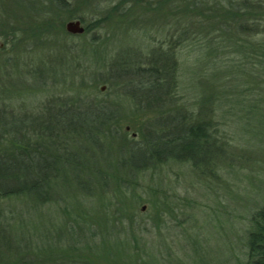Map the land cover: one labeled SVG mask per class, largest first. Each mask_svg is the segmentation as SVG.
Here are the masks:
<instances>
[{
	"label": "rangeland",
	"instance_id": "374dc122",
	"mask_svg": "<svg viewBox=\"0 0 264 264\" xmlns=\"http://www.w3.org/2000/svg\"><path fill=\"white\" fill-rule=\"evenodd\" d=\"M24 1H15L10 10L21 18L28 15V20L34 16L36 24L29 26L32 32L44 18L31 12L29 3H41V11L50 12L49 0ZM66 1L70 9L82 10L86 24L96 21L98 28L85 35L68 34L65 24L75 19L62 12L51 22L54 30L39 42L30 39L22 45L4 46L0 36V110L18 116L36 115L46 105L65 102L70 106L78 99L106 103L116 117L111 122L116 132L114 140L97 137L99 149L80 140L88 149L84 154L99 158L100 165L92 170L94 176L90 174L91 179L82 181L88 182L66 191L58 188L51 194L52 202L38 207L35 213L18 203L19 212L4 204L11 213V223L33 238L32 234L48 230L45 222L52 220L54 235L65 239L68 229L75 232L76 236L64 240L65 245L59 243L74 249L84 242L100 245L104 236L109 242L106 249L121 264L127 248L113 242L128 241L130 255L138 264H242L251 217L264 206V83L257 56H249L247 51L225 56V49L207 56L199 48L205 42L196 36L182 41L169 60L174 68L170 96L160 97L159 103L165 104L157 105L153 100L112 89L107 81L112 78V66L125 63L132 68L146 67L166 53L170 44L167 47L165 43V22L152 18L149 23L135 25L120 15L105 16L103 7L95 13L83 3ZM26 29V36L33 35ZM260 41V36L248 40L253 47ZM112 83L120 84L116 79ZM166 112L178 113L184 120L180 128L163 120L165 134L178 131L183 135L187 126L202 124L217 151L209 145L200 152L180 151L178 154L187 157L201 155L196 165L169 161L125 178L120 189L114 188L113 170L104 167H111L114 154H123V147L138 142L140 130L151 132L158 117ZM4 120L10 124L15 118L4 116ZM99 154L104 155L100 158ZM97 166L103 168L96 170L103 174L101 181L96 179ZM70 201L76 210L69 206ZM71 210H75L74 216L85 212L89 232L83 234L84 226L72 219ZM104 212L113 227L105 220L98 227L91 223L92 219L100 220ZM125 216L130 220H119ZM113 220L119 223L113 224ZM100 255V260L108 263L107 256Z\"/></svg>",
	"mask_w": 264,
	"mask_h": 264
},
{
	"label": "trees",
	"instance_id": "16d2710c",
	"mask_svg": "<svg viewBox=\"0 0 264 264\" xmlns=\"http://www.w3.org/2000/svg\"><path fill=\"white\" fill-rule=\"evenodd\" d=\"M15 1L18 0H0V36L5 40L4 46L22 45L30 39L39 42L45 33L49 36V31L54 30L51 29V22L62 12L66 13L69 19L85 24L84 35L91 29L98 28L95 25L96 21L86 24L87 21L81 16L82 10L70 9V4L66 0H49L50 6H47L50 12H42L38 7L41 3L32 1L29 3L30 11L44 19H40L41 24L32 30L33 35L29 37L26 36V27L31 32L33 27L29 26L36 24L32 21L35 17L28 20V15H22L21 18L14 14L10 10V5ZM74 2H77L76 5L85 4L87 9L92 8V12L95 13L103 7L106 11L105 16L115 18L114 16L120 15L124 19L129 18L132 20L130 23L135 25L139 22L149 23L152 18L165 22L167 28L165 43L167 47L169 44L170 46L166 53L159 51L161 54L158 60L146 67L132 68L121 63L120 66L109 68L112 78L107 81L108 85L115 90L122 89L123 94H133L136 98L153 100L157 105H164L165 103H159L158 100L160 97L170 96L171 73L174 72V68L169 65V60L173 51L180 42L195 36L201 42H205L199 48L204 49L207 56L209 54L216 56L219 49H225V56L228 54L235 56L246 51L249 56L256 55L260 67L258 71H261V80L264 83V0H116V3L111 0H74ZM20 3L26 2L20 0ZM255 36H260L261 41L253 47L248 40ZM113 78L120 84L112 83ZM52 105L54 106L46 105L36 115L18 116L0 110V264H104L105 262L100 260L103 258L100 254L107 256L108 263L105 264H121L119 259H113L111 250L106 249L109 242L104 236L101 246L85 242L78 249L61 246L59 243L65 245L64 240H69L76 234L68 229V236L65 239L54 235L52 231L55 233V229L54 226L51 228V220L50 223L45 222L49 229L44 230L43 234L35 233L32 234L33 238L28 237V232H23L21 226L16 227L11 223V213L3 207L7 204L12 206V211H18L16 208L18 203L32 208L35 213L38 207L52 202L51 194L58 188L62 190L66 188V191L77 185L82 187L88 182V180L82 182L83 180L94 176L93 167L96 164L100 165L96 154H84L88 149L83 145V141L99 149L100 142L97 137L114 140L113 133L116 131L111 122L116 117L109 107L111 105L85 103L81 99L70 106H66L65 102ZM159 112L161 113V110ZM4 116L15 118V121L8 124ZM158 120L153 124L151 132L140 130L138 142L123 147V154H119L118 157L114 154L113 161L109 163L111 167H104L113 170L114 188L120 189L125 178H131L134 174L169 161L179 163L190 161L196 165L197 158L201 155L187 157L178 154L180 151L188 153L196 149L200 152L208 145L217 151L204 125L187 126V133L183 135L178 131L175 134H165L166 120L170 121L169 124L174 128H180L179 123L184 117L178 113L166 112L162 113ZM164 152L166 154H163ZM102 155L104 154H99V157ZM102 169L97 166L94 170L96 173V170L103 171ZM96 176L100 181L104 178L103 174L96 173ZM70 205L76 210L71 201ZM75 210H71L70 214L74 217L72 219L82 222L83 234L85 231L89 232L87 222L84 221L87 217L85 212L74 216ZM129 218L125 216L119 220H130ZM104 220L105 223L111 224L105 212L100 220L92 219L91 223H96L98 227ZM119 220H113V224L119 223ZM250 223L251 230L246 237L245 260L242 264H264V206L252 215ZM107 233L109 234L108 231ZM80 235L83 236L82 232ZM113 243L117 247L127 248V252L123 253L122 264H130L126 263L127 261L138 264L134 260V255H130L128 241L121 244Z\"/></svg>",
	"mask_w": 264,
	"mask_h": 264
},
{
	"label": "water",
	"instance_id": "95a60500",
	"mask_svg": "<svg viewBox=\"0 0 264 264\" xmlns=\"http://www.w3.org/2000/svg\"><path fill=\"white\" fill-rule=\"evenodd\" d=\"M65 31L68 34L71 35H82L84 33V28L80 21H70L65 24ZM2 44H0V49L2 48ZM101 91H104V88L101 89ZM142 211H144V208H142Z\"/></svg>",
	"mask_w": 264,
	"mask_h": 264
}]
</instances>
